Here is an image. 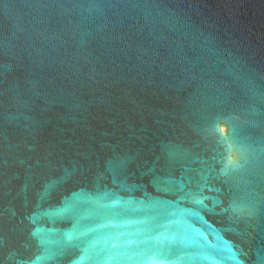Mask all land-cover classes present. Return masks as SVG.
I'll return each instance as SVG.
<instances>
[{
    "label": "water",
    "instance_id": "95a60500",
    "mask_svg": "<svg viewBox=\"0 0 264 264\" xmlns=\"http://www.w3.org/2000/svg\"><path fill=\"white\" fill-rule=\"evenodd\" d=\"M0 264H264V0H0Z\"/></svg>",
    "mask_w": 264,
    "mask_h": 264
},
{
    "label": "clouds",
    "instance_id": "9594fccd",
    "mask_svg": "<svg viewBox=\"0 0 264 264\" xmlns=\"http://www.w3.org/2000/svg\"><path fill=\"white\" fill-rule=\"evenodd\" d=\"M233 165L235 166V162H233Z\"/></svg>",
    "mask_w": 264,
    "mask_h": 264
}]
</instances>
